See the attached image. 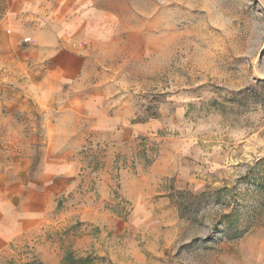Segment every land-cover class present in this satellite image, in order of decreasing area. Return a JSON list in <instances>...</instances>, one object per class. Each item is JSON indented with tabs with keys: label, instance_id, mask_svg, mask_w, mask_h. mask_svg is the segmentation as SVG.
Returning <instances> with one entry per match:
<instances>
[{
	"label": "rangeland",
	"instance_id": "rangeland-1",
	"mask_svg": "<svg viewBox=\"0 0 264 264\" xmlns=\"http://www.w3.org/2000/svg\"><path fill=\"white\" fill-rule=\"evenodd\" d=\"M76 1L80 82L124 122L62 140L74 183L0 264H264V0Z\"/></svg>",
	"mask_w": 264,
	"mask_h": 264
},
{
	"label": "crops",
	"instance_id": "crops-1",
	"mask_svg": "<svg viewBox=\"0 0 264 264\" xmlns=\"http://www.w3.org/2000/svg\"><path fill=\"white\" fill-rule=\"evenodd\" d=\"M26 1L11 6L21 20L10 17L7 34L5 20L0 21V259L20 234L50 214L55 196L74 183L80 166L71 150L75 143L62 140L82 139L84 132L76 130L82 123L86 136L112 140L110 128L124 122L109 114L98 88L85 93L79 79L81 51L63 39L72 37L75 44L86 36L90 41L99 38L84 28L86 11L80 2L45 0L47 5L38 6ZM24 118L27 139L38 146L20 168L24 131L19 119Z\"/></svg>",
	"mask_w": 264,
	"mask_h": 264
},
{
	"label": "built area",
	"instance_id": "built-area-1",
	"mask_svg": "<svg viewBox=\"0 0 264 264\" xmlns=\"http://www.w3.org/2000/svg\"><path fill=\"white\" fill-rule=\"evenodd\" d=\"M24 42H30V39L29 38H25Z\"/></svg>",
	"mask_w": 264,
	"mask_h": 264
}]
</instances>
